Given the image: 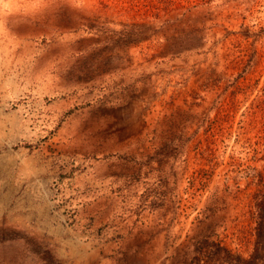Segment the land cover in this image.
<instances>
[{"label": "rangeland", "instance_id": "rangeland-1", "mask_svg": "<svg viewBox=\"0 0 264 264\" xmlns=\"http://www.w3.org/2000/svg\"><path fill=\"white\" fill-rule=\"evenodd\" d=\"M0 264H264V0H0Z\"/></svg>", "mask_w": 264, "mask_h": 264}]
</instances>
